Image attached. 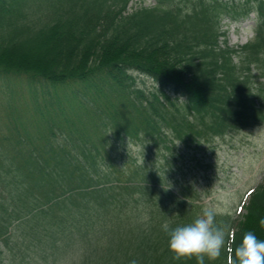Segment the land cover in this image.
I'll return each instance as SVG.
<instances>
[{
    "label": "trees",
    "instance_id": "16d2710c",
    "mask_svg": "<svg viewBox=\"0 0 264 264\" xmlns=\"http://www.w3.org/2000/svg\"><path fill=\"white\" fill-rule=\"evenodd\" d=\"M131 1L0 0L4 94L40 89L47 104L12 110L36 130L0 133V264L76 250L89 251L81 264H196L173 259L163 225L191 223L204 191L120 146L162 145L170 165L179 148L264 124V0ZM250 14L253 37L228 45L221 21ZM241 208L217 223L236 243L264 239V181ZM231 247L205 264H231Z\"/></svg>",
    "mask_w": 264,
    "mask_h": 264
},
{
    "label": "rangeland",
    "instance_id": "374dc122",
    "mask_svg": "<svg viewBox=\"0 0 264 264\" xmlns=\"http://www.w3.org/2000/svg\"><path fill=\"white\" fill-rule=\"evenodd\" d=\"M153 3V0H132L129 7H136L140 4L149 6ZM254 16V14H250L248 18L238 22L227 18L221 21L220 31L225 33L228 45L237 47L253 37ZM222 39L223 37H220V40ZM144 81L147 87H152L151 81L146 79ZM6 90L7 88L0 83V98L3 102L0 105V133L7 134V129L12 130L17 125V129L21 133L24 129L27 132L36 130L38 124L30 126L27 120H18L17 115L12 114L14 113L12 110L17 109L22 112L26 109L30 111V115L34 114V105H41L40 109L42 110L43 105L47 104L43 95L40 94V89L37 91L36 98H32V95L24 89L14 92L13 95L4 94ZM45 93L46 99L52 95L51 91V94L47 90ZM57 93L63 98L64 94L61 90H58ZM62 103L64 102L62 101ZM21 124L24 127H21ZM52 130L57 137L64 133L58 127H53ZM139 145L129 142V145H123L120 148L129 154H139L140 157H137L139 161L142 160L145 153L151 154V161H154L158 167L157 170H160L159 173H162V168L168 170L165 173L166 176L172 177L169 183H174L175 180L178 183L186 181L192 183L204 191L202 202L207 207L214 209L217 214H229L233 219L244 213L241 208L242 203L248 199L249 192L264 181V124L216 137L197 147L179 148V151H176V157L170 161V165L164 164L165 161L161 155L163 151L158 152V149H163L162 145L158 148ZM166 154L168 155V152ZM206 192L207 195H205ZM7 249L2 254L3 263L10 257V250ZM71 253H61V258L67 257V261H61L59 264L68 262L81 264L85 258L89 257L88 250H76ZM1 258L2 256H0Z\"/></svg>",
    "mask_w": 264,
    "mask_h": 264
},
{
    "label": "clouds",
    "instance_id": "9594fccd",
    "mask_svg": "<svg viewBox=\"0 0 264 264\" xmlns=\"http://www.w3.org/2000/svg\"><path fill=\"white\" fill-rule=\"evenodd\" d=\"M260 224L264 226V219ZM163 228L168 233V250L174 260L195 258L196 264H205L206 259L215 261L235 245L231 247V264H264V239L249 230L236 243L232 239L234 230L229 224H218L212 208H204L189 224L170 231L167 224Z\"/></svg>",
    "mask_w": 264,
    "mask_h": 264
}]
</instances>
